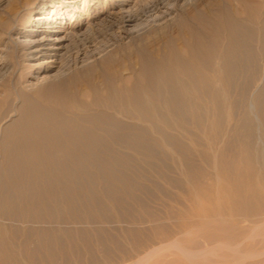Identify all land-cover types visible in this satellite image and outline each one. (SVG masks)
<instances>
[{
    "label": "rangeland",
    "instance_id": "rangeland-1",
    "mask_svg": "<svg viewBox=\"0 0 264 264\" xmlns=\"http://www.w3.org/2000/svg\"><path fill=\"white\" fill-rule=\"evenodd\" d=\"M59 1L38 0L37 9H49ZM93 1L80 0L79 7L83 13L80 21L92 28V38L101 56L98 55L84 67H76L71 57L64 62V71L59 78L36 83L32 78L34 75L26 67L22 45L14 41L9 42L5 55L0 53L3 54L0 55V67L2 64L6 66L0 71V187L4 182L8 187H13V178L4 172L9 167V159L6 157L8 144L6 145L5 141L3 144L2 141L10 137L11 125L14 127L20 119L29 118L26 108L29 104L38 109L42 118L53 119L50 112L54 110L59 118H69L72 121L80 119V122L87 120L82 122L86 128L93 127L92 120L98 114H110V117L118 120L117 122L120 121L119 123L131 128L134 126L133 130L144 133L146 143L151 149H133L127 142L112 140L116 133L124 137V132L111 131L110 127L98 130V133L105 137V142L110 143L107 145L111 146L116 161L114 170L117 175L120 174L121 182L117 181L115 185L114 180L106 177L105 173L99 174L96 168L90 165L89 172L94 174V180L78 192L81 194L80 200L74 201L71 207L68 206L70 204L64 201V204H61L60 201H54L55 199L49 200L48 206L43 203L45 209L50 208L47 212L44 211V220L42 216L39 220L37 216L35 218L25 215L26 205L31 208L34 202L30 203V200L18 197L21 194L19 195L15 188L19 185H14L12 190L19 198L15 199V206L19 211L22 209L23 212L24 209V212L17 216L12 213L7 215L3 210V201H0V233L3 231V236L6 233V244L8 240L11 243L8 244L9 248L5 247L9 252L10 248L12 249L18 264H264V214L258 207L253 210H246L244 206L234 209L233 205L225 200H219L222 203L220 204L216 194L218 189L222 196L229 185L225 182L228 181L227 177H224L227 163L225 160L232 162L231 158L234 157L232 160L237 161L245 154L241 144L251 142L256 166L260 163V167L262 163L264 52L261 51H264V46H261L263 40L261 35H258L260 30L256 26L255 17L252 16L255 11L253 2L260 0H193L184 9L179 7L181 0H166L165 8L159 5L157 9L151 8L152 11L149 9L150 12L141 13L142 20H146L139 22L142 24L139 27L142 30L139 29L138 35L130 36L131 38L126 36L128 19L125 16L128 9H125V4L128 2L131 8L133 7V14L140 12L143 5L150 0H99L98 6L94 5L95 7L92 6ZM23 2L25 0H0V35L4 38L3 43L8 42L6 37H9L10 32L28 29L35 17L36 10L30 9L28 12L21 6L18 16L14 18L9 15V7ZM168 3L173 7L175 15L172 17L175 18L170 19L171 22L167 21L166 28L163 29L158 22L148 21L162 15L169 7ZM96 7L100 9L97 11ZM98 16L104 19L94 24ZM229 20L231 25L227 24ZM3 21H9L8 25L3 27ZM233 29L239 30L234 37ZM190 32L193 37L188 35ZM244 32L249 34L244 35ZM194 45L197 46L195 50ZM205 45L207 50L204 49ZM167 46H170V49ZM179 46L181 49L191 47L182 49L181 57V53L176 49ZM227 48L234 50L232 55H228L231 58L225 53ZM189 49L193 53L192 58ZM169 50H172V59ZM193 55L196 57L193 58ZM154 57L160 59L162 65L159 63V67L165 68H157ZM179 57L185 60L188 58L189 63L192 61L195 69L192 66L191 75L182 74L177 62ZM226 66L232 67L231 70ZM143 67L145 70L142 74L140 70ZM30 82L34 85H30ZM134 85H139L143 94L149 93L148 95L154 97L152 100L158 107V112L146 113L149 120H142L139 115L132 118V111L128 113V110H122L127 107L128 93H123L122 97L118 89L128 90L135 87ZM84 91L88 93H85L88 95L86 98ZM212 94L222 96L218 106L211 102ZM81 102H96L97 105L81 114L82 110L78 111ZM159 116L167 117L168 124ZM247 122L253 125V133L250 131V135L247 124L244 125ZM53 129L54 127L47 129L48 133ZM54 130L57 131V128ZM59 130V134H63L64 131ZM66 152L64 149L57 151L62 153L65 157L62 159L68 162L70 159ZM220 177L225 178L224 181H221ZM25 178L22 181L29 179ZM109 181L113 184H109ZM217 184L220 187H216ZM195 196L203 203L204 213L195 202ZM212 196L217 200L215 198L214 201ZM36 204L39 202L36 201ZM231 207L235 210L233 214L228 213L229 210L233 211ZM52 208H57L58 213ZM51 209L54 214L50 215ZM239 209H245L246 214L243 213L244 210L242 213H236ZM210 218L212 220H209ZM52 233L56 234L59 240L54 238ZM51 235L57 242L52 241Z\"/></svg>",
    "mask_w": 264,
    "mask_h": 264
},
{
    "label": "bare ground",
    "instance_id": "bare-ground-1",
    "mask_svg": "<svg viewBox=\"0 0 264 264\" xmlns=\"http://www.w3.org/2000/svg\"><path fill=\"white\" fill-rule=\"evenodd\" d=\"M192 1L193 0H181L182 4L179 5V7L184 9V7L187 6L189 3H191ZM8 2H10V0H8ZM63 2L66 3V5ZM138 3H140V2H138ZM145 3H146V1H145ZM246 3H247V1H246ZM79 4H80V0H66V1L60 0L56 5L51 6L49 9L48 8L45 9V7H41V8L37 9L38 0H25V2H23L22 4H19V5L16 4V6H11V7L8 6L9 7L8 13H9V15H11L14 18L16 16H18V14L20 13L19 6H21V8L25 7L24 10H27V11L30 9L32 11L36 10V13H35V17H33V20L31 21L28 29L24 28V29H21L19 31H15L13 33L10 32L9 37H6L8 42L5 41L6 43L5 42L3 43L4 38L2 39V37L0 35V47H2V48H0V53H4L8 49L7 46H8L9 42L14 41V43L17 42L18 44L22 45L24 48V57H25L26 67L32 73V75H34L32 78L35 79L36 83H38L40 81H49L51 79L59 78V76L64 71V67H63L64 62L70 60L71 57L73 58L74 64L76 67L77 66L80 68L84 67L88 62L90 63V61L95 59L98 55L101 56V54H99L98 46L96 47L94 39L92 38L93 37L92 36L93 35L92 28L89 26V24H82L80 21L81 17L83 16V13L80 10ZM98 4H99V0H97L96 2L93 1L92 6H94V5L98 6ZM253 4H254L255 8L253 6H251V7H253L255 11H254V14L252 13L253 14L252 16L255 17L256 23H257L256 26L259 27L260 34H258V35L259 36L261 35V37H262L263 45L261 42V46L263 47L264 46V0H260L259 2H253ZM6 5H8V3ZM129 5L130 4L127 2L125 4L126 7L124 6L126 10L128 9V11L126 12L127 13L126 16L124 15L128 19V21H127L128 22V25H127L128 28L126 29V36L127 37L136 35L137 32L139 31V29H141L139 27L142 24H140L139 22L143 23V21L146 20V19L142 20V18H141L142 14L141 13H143V12L145 13L146 11L148 12L149 9H151V8L157 9V7L159 5H163V7L165 8L166 0H150L146 5H143L144 7L140 10V12L136 11V13L133 12V14H132V11H133L132 8L133 7L131 8V5L130 6ZM167 6H169V7L166 8L167 10H165L162 13V15L155 16L151 20H148V19L147 20L150 22H158L157 24L161 25L163 27V29L166 28L167 21L169 20V22H171L170 19L175 18V17L174 18L172 17L174 14L172 5H170L168 3ZM88 9H89V7L86 9V11ZM96 9L98 11V9H100V7H96ZM249 9H251V8H249ZM244 10H246V9H244ZM151 11H152V9H151ZM28 12H30V11H28ZM250 15H251V13H250ZM95 19H97V20H96V22H94V24H98V23L102 22V20L104 18L101 19L98 16V18H95ZM230 21L231 20H229L227 22V24L229 23V25H231ZM250 21H251V19H250ZM8 22L9 21H7V22L3 21L2 26L3 27L7 26ZM216 22H218V20ZM253 23L255 24V22H253ZM232 24H233V22H232ZM254 24H252V25H254ZM234 28H237V27L234 26ZM243 29H241L242 33H243ZM234 30L235 29H233V34H235V35L232 34L233 35L232 37L236 36V34L239 33L238 32L239 30L238 31L237 30L234 31ZM191 33L192 32H190V34H188V35H191ZM245 33L246 32H244V35H245ZM246 34L248 35L249 33L247 32ZM152 35H153V33H152ZM154 35H156V34H154ZM182 35H180V36H182ZM189 39H191V38H189ZM186 40H188V38H186ZM180 42H181V40H180ZM185 42L188 43V41H185ZM178 44H180V43H178ZM97 45H98V43H97ZM166 45H168V44H166ZM184 45L188 46L187 44H184ZM201 45H200V48L203 46V45L202 46ZM194 46L196 47V48H194V50L197 49V46L196 45H194ZM168 47L170 49V46H167V48ZM190 47L191 46H189L187 48H190ZM187 48L182 47V49H187ZM176 49L179 53L183 52V50L181 49L180 46L178 48L176 47ZM191 49H189L188 52ZM204 49L207 50L206 45H205ZM209 50L211 51V47H209ZM173 51H174V49H173ZM196 51H199V50H196ZM196 51H193V52L196 53ZM233 51L234 50L231 48V49H228L227 52H225V53H227V56H228V55H232ZM261 52L263 53L264 51H261ZM100 53H102V52H100ZM189 53H187V54H189ZM152 54H153V52H152ZM155 54H156V56L158 55L157 52ZM192 54H193L192 52H191V55L189 54L191 56V58H192ZM0 55H3V54H0ZM4 55H5V53H4ZM172 55H173V53L171 55H169L170 58ZM181 55H182V53L180 54V56ZM195 55H197V54H195ZM181 57L177 58V62L179 64L180 71L183 72L182 74L185 73L184 75H186V74L188 75L190 73L192 74V71L194 68L192 61L190 60L191 63H189L188 62L189 60L187 61V59H188L187 57H186L187 58L186 60H185V58L183 59ZM194 57H196V56L193 55V58ZM155 58L156 57H154V59ZM208 58H210V57H208ZM229 58H231V57H229ZM229 58H228V61H229ZM159 60H157V58L154 60V63H155L157 68H161V67H159V63H160ZM225 60H226V58H225ZM161 61L163 62L164 60H161ZM192 66H193V68H192ZM132 67H130V68H132ZM163 67L161 69H163ZM200 67H199V69H200ZM221 67H223V66H221ZM224 67H225V65H224ZM228 67L231 70L232 67L231 68H230V66H228ZM5 68H6V66L2 64V66L0 67V71L4 70ZM220 69L222 70L223 68H220ZM144 70H145V67H143L140 70V73L143 74ZM165 70H167V69H165ZM211 71H212V69H211ZM262 72H264V71H262ZM194 73H196V71ZM170 76H172V74ZM126 80H128V79H126ZM201 82L203 83L202 80H201ZM30 83H29L30 85H34L32 82H30ZM119 83L122 84V82H119ZM136 86L130 87V88H128V90H123V88L122 89L119 88L121 90L118 89V93L121 94L120 96H122L123 93H126V94L128 93L127 94L128 95L127 104H126L127 107H126V109H122V110H125V111L128 110V113H130L132 111V114L134 113L133 114L134 116L132 118L139 115L138 117L141 118L142 120L147 119L148 118L147 114L158 112V107L154 104V102L152 100V99H154V97L152 98L151 94L150 95H148L149 93L148 94L146 93L147 95H145V93L143 94V91H141L142 88L138 87L139 85L137 87ZM114 92L116 93V91H114ZM83 93L85 94V93H87V91H84ZM217 93H218V91H217ZM81 94H82V92H81ZM219 94L217 96H216V94L215 95L212 94L213 97L211 99V102L215 106H218V103L220 104V102L222 100V98H221L222 96ZM87 96L88 95L85 94L84 97L86 98ZM262 96H263V93H262ZM82 97H83V94H82ZM26 101H28V99ZM37 103H39V102H37ZM94 105H97V103L96 102H88V103L87 102H81V105L78 107V111H79V109L82 110V112L80 111V113L83 114V112L85 113V111H87L89 108L93 107ZM26 108H28L27 112H28L29 118L20 119L16 124H14L15 125L14 127H13V125H11V129L9 128L10 137L8 136L2 142L4 144V141H5L6 145L8 144V148H7L8 150L6 151L4 149L7 152L6 153L7 156L6 155L5 156L9 159V162H8L9 167H7L6 171H4L5 174L8 175L9 177L13 178L12 179L13 187H14V185L16 186V184L19 185L18 188L14 187L15 189H17L18 194L19 195L21 194L18 197L24 198L26 200H30V203L34 202V203H32V206H31L32 210H31V208H28L27 205H26L27 209L25 210L26 212H24V209H23V212L28 217L29 216H32V217L35 216V218L39 217L37 219L40 220L41 216L47 212L46 210L50 209V208L48 209V207H47V209H45V207L48 206V204H50V202L48 203L49 200L52 201L55 199L54 201H56V202L60 201L61 204L64 201L66 204L67 203L70 204V205H68L70 207H71V205L74 204V201L80 200L81 194L78 192H81L84 189V187H86L87 185H90L92 183V181L94 180V177H93L94 174L92 175L91 172H89V168H90L89 166L90 165L92 167H95L96 170L98 171V173L99 172L105 173L104 175H106V177L108 176L109 178H111L110 180H114L115 185H116L117 181L121 182V178L119 177L120 174L118 173L119 175H117L115 173V170H114L115 165H116V161L114 160L115 157L112 155L113 150H112L111 146H108L110 143L108 144L105 142V140H104L105 137L103 138L102 135L98 133V130L103 129L104 127H110L111 131L115 130L117 132L118 131L124 132V135H123L124 137H122L118 133H116V134H114V137L112 138V140L115 142H118V141L127 142V144H129L133 149L134 148L143 149V150H150L151 149L149 144L146 143V139L144 138V133L137 132V130H133L134 126H132L133 128H131V127L125 126V124L123 125V124L119 123L120 121L117 122L118 120L115 117H110V114H108L109 116H107L106 113H104L105 115L103 113L98 114L95 117V119L92 120V121H94L93 127L86 128L87 126L83 127L82 122L87 121V120L80 122V121H78L80 119H78V120L76 119V121H74L75 119H73V121H72L69 118H68L69 120L59 118V115L54 113L55 112L54 110L52 112L51 109H50L51 110L50 114H52L53 119L42 118V116H40L41 114L39 113V111H37L38 109L32 108V106H30V104ZM63 109H64V107H63ZM92 109H94V108H92ZM68 111H69V109H68ZM71 111L72 110H70V112ZM88 111H90V110H88ZM74 112H76V111H74ZM128 113H126V114H128ZM81 114H80V116L82 117ZM122 115H123V113H122ZM84 116H85V114H84ZM93 116H91V117H93ZM63 117H65V116H63ZM129 117H131V116H129ZM159 117L165 124H168V122L166 121L167 117L166 118H164L165 116L164 117L159 116ZM113 119H116V120H113ZM138 120L141 121L140 119H138ZM148 120H149V118H148ZM14 121H15V119H14ZM246 124H247V128L249 131L248 134L250 135V131L251 132L253 131L252 130L253 125L250 124L249 122L245 123L244 125H246ZM52 127H54V129L57 128V131H55L53 129V131H50V133H48L47 129H50ZM61 128H63V129H61ZM6 129L8 130V128H6ZM58 129H60L61 131L63 130L64 131V132L62 131L63 134L61 133V135H60L58 132ZM204 129H206V128H204ZM244 129H246V128L244 127ZM249 141H252V140H249ZM243 142L244 141H242V143ZM240 144H241V142H240ZM240 144H238V145H240ZM6 145H4V146H6ZM9 145H10V147H9ZM242 145L244 147L243 151L245 152V154H243L240 157V160L233 161L232 158H234V157L231 158L232 162H230L229 159H228V161H227V159L225 160L227 163L225 162L226 163V167L224 166L225 171L223 168V171L225 172V176L224 175L223 176L227 177L228 181H225V182H227V185L228 184L229 185L227 188H225L226 189L225 193L222 196H220L219 191H217L218 189L216 190V192H217L216 194L218 197V203L222 204L221 201L225 200L227 202H230L231 205H233L232 207L234 209H237V207L243 208V206H244L246 210H253V209L258 207V209L261 210L262 214H264V154H262L263 156L261 157L262 158L261 166L259 167L260 163L258 164V166H256L257 162H255L256 159L254 158L252 148H251L252 143L251 142H247V143L245 142L244 144H241V146ZM236 146L237 145H235V148H236ZM241 146L240 147L238 146L239 149L241 148ZM63 149L65 152L67 150L66 153H67V156L69 157V159L71 160V162L69 159H68L69 161L67 160L68 162H66V160L62 159V158H65V157H63V154L57 153V151L61 152V150H63ZM132 152H134V151H132ZM236 152H235V154H236ZM87 153H88V157H87ZM229 157H227V158H229ZM255 157H257V156L255 155ZM236 159H238V157ZM214 160H216V162L215 161L214 162L216 163L215 165H217V159L215 158ZM119 165H121V164H119ZM223 165L224 164L222 163L221 166H223ZM213 166H214V164H213ZM215 169L217 170L218 167ZM220 171L222 172V170H220ZM224 172L222 174H224ZM189 174H190V172H189ZM219 174L222 175L221 173H219ZM216 175H218V174H216ZM24 177H26L25 179H27V178H29V179H27L26 181H22ZM123 178L126 179L125 177H123ZM218 178H219V175H218ZM220 179H221V181L222 180L224 181L225 178L222 179V177H220ZM220 179L218 180V182L220 181ZM16 181H17V183H16ZM90 181H91V183H90ZM111 183L112 182H110L109 184H111ZM124 183H126V182H124ZM214 183L216 184V181ZM109 184L107 187H109ZM218 186L219 185L217 184L216 187H218ZM13 187L11 186V188H10V185L8 187V184L6 185L5 182L1 183L0 201H3L1 203L3 204L4 209L3 208L2 209L5 210L7 215H8V213H12L14 215L16 214V216H17V215L23 214V212H22V209L19 211L16 208L17 205L15 203V199L18 197H16L17 195H15L16 192L15 193L13 192L14 191V190H12ZM131 188H133V187H131ZM207 189H209V188H207ZM219 190H221V189H219ZM208 191H210V190H208ZM208 191H206V193H208ZM223 192H224V190H223ZM197 196H199V195H197ZM21 198H20V200H21ZM195 198H197V199H195ZM195 198H194L195 202L199 205L201 212H203L204 211V209L202 208L203 203L200 201V199L198 197L195 196ZM212 198H214V201L217 200V198L215 196H212ZM215 198H216V200H215ZM219 200H221V201L219 202ZM36 201H37V203L39 202L40 206H39V204L38 205L36 204ZM27 202H29V201H27ZM64 202H63V204H64ZM43 203H47L45 207L43 206ZM226 203H224V204H226ZM33 204H35V205H33ZM54 204H56V203H54ZM61 206H63V205H61ZM209 206H210V204H209ZM232 207H231V209H232ZM52 209L50 210V212H51V213H49L50 215L54 214V213H52ZM234 209H232L233 210L232 212H231V210H229L230 212L228 211V213H232V214L235 213ZM245 209H242V211L244 210L243 213L245 212V214H246ZM53 210H55V208ZM56 210H58V209L56 208ZM56 210L54 212H56ZM44 211H46V212H44ZM58 211L56 213H58ZM237 211H236V213H240V212L242 213V211H240V209ZM5 212L3 211V213H5ZM216 213H215V215H216ZM247 214H249V211ZM55 216L57 217L58 215L55 214ZM42 218H43V216H42ZM42 220H44V218ZM209 220H212V219L210 218ZM205 222H207V221H205ZM0 228H2V227H0ZM1 232L3 234V231H1ZM2 234L0 233V264H18L19 262H17V259L15 258L16 259L15 260L13 257L15 255L11 252L12 249L10 248L11 253L8 250V248H9L8 246H10L8 244H11V243H9V240H8L7 244L4 242L5 239H8L6 233L4 234V236H6L7 238H5ZM52 234L54 235V233H52ZM53 235H51L52 236V237H50L51 239L53 238ZM55 235H54V238H57ZM53 240H56V239H52V241ZM57 240H59V239L57 238ZM57 240L55 242H57ZM5 246L8 248H6Z\"/></svg>",
    "mask_w": 264,
    "mask_h": 264
}]
</instances>
